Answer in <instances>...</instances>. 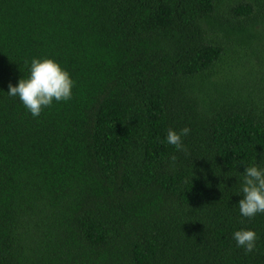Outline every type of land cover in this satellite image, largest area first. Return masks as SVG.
<instances>
[{
  "label": "trees",
  "instance_id": "obj_1",
  "mask_svg": "<svg viewBox=\"0 0 264 264\" xmlns=\"http://www.w3.org/2000/svg\"><path fill=\"white\" fill-rule=\"evenodd\" d=\"M45 57L72 97L34 117L9 84ZM262 153L264 0H0V264H264Z\"/></svg>",
  "mask_w": 264,
  "mask_h": 264
},
{
  "label": "clouds",
  "instance_id": "obj_2",
  "mask_svg": "<svg viewBox=\"0 0 264 264\" xmlns=\"http://www.w3.org/2000/svg\"><path fill=\"white\" fill-rule=\"evenodd\" d=\"M27 64L28 62L25 61ZM73 80L70 73L55 59L33 58L30 63L27 78H20L16 85L9 84L8 94L18 97L24 107L34 117H38L42 110L50 107L53 101H68L72 97ZM190 129L185 127L180 132L169 128L166 140L178 151L187 152L181 136L188 135ZM264 156V153L261 154ZM176 159L172 156V160ZM243 198L239 200L240 213L248 218L257 213H264V168L257 164L246 165L243 172L241 189ZM237 246L243 247L245 252H252L255 248L257 234L251 229H240L233 233Z\"/></svg>",
  "mask_w": 264,
  "mask_h": 264
}]
</instances>
